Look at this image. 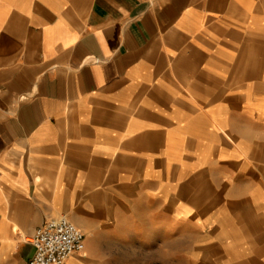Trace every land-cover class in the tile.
I'll return each mask as SVG.
<instances>
[{
	"label": "crops",
	"instance_id": "obj_1",
	"mask_svg": "<svg viewBox=\"0 0 264 264\" xmlns=\"http://www.w3.org/2000/svg\"><path fill=\"white\" fill-rule=\"evenodd\" d=\"M264 264V0H0V264Z\"/></svg>",
	"mask_w": 264,
	"mask_h": 264
},
{
	"label": "built area",
	"instance_id": "obj_2",
	"mask_svg": "<svg viewBox=\"0 0 264 264\" xmlns=\"http://www.w3.org/2000/svg\"><path fill=\"white\" fill-rule=\"evenodd\" d=\"M83 237L65 214L53 216L31 235L34 254L28 264H65L70 255L80 250Z\"/></svg>",
	"mask_w": 264,
	"mask_h": 264
}]
</instances>
